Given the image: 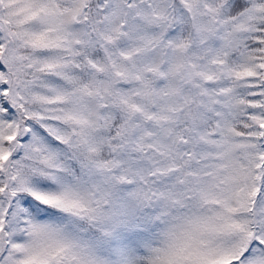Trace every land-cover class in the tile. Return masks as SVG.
<instances>
[{"label": "snow or ice", "instance_id": "1", "mask_svg": "<svg viewBox=\"0 0 264 264\" xmlns=\"http://www.w3.org/2000/svg\"><path fill=\"white\" fill-rule=\"evenodd\" d=\"M0 264H264V0H0Z\"/></svg>", "mask_w": 264, "mask_h": 264}]
</instances>
